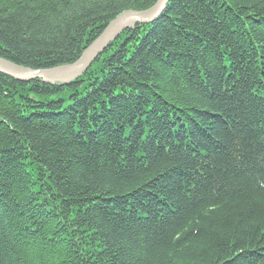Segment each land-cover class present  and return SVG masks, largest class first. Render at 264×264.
<instances>
[{
  "label": "trees",
  "instance_id": "trees-1",
  "mask_svg": "<svg viewBox=\"0 0 264 264\" xmlns=\"http://www.w3.org/2000/svg\"><path fill=\"white\" fill-rule=\"evenodd\" d=\"M155 2L0 0V58L72 64ZM0 264H264V0H169L69 82L0 74Z\"/></svg>",
  "mask_w": 264,
  "mask_h": 264
},
{
  "label": "water",
  "instance_id": "water-1",
  "mask_svg": "<svg viewBox=\"0 0 264 264\" xmlns=\"http://www.w3.org/2000/svg\"><path fill=\"white\" fill-rule=\"evenodd\" d=\"M169 0H156L149 9L144 11H125L111 20L104 31L72 64L62 65L51 70H33L17 66L0 58V74L18 82H29L42 79L49 84L63 83L81 77L92 63L105 51L117 37L137 24H149L155 21L165 10Z\"/></svg>",
  "mask_w": 264,
  "mask_h": 264
},
{
  "label": "bare ground",
  "instance_id": "bare-ground-1",
  "mask_svg": "<svg viewBox=\"0 0 264 264\" xmlns=\"http://www.w3.org/2000/svg\"><path fill=\"white\" fill-rule=\"evenodd\" d=\"M154 4H155V3H154ZM128 11L139 12V10H128ZM153 22H154V21H153ZM153 22H152V23H153ZM152 23L144 24L143 26L151 25ZM138 25H142V24H137V25H135L134 27H136V26H138ZM134 27H133V28H134ZM105 28H106V27H104V29H105ZM133 28H131V29H133ZM104 29H103V31H104ZM127 30H130V29H127ZM103 31H102V32H103ZM125 31H126V30H125ZM102 32H101V33H102ZM121 34H122V33H121ZM121 34H120V35H121ZM120 35H119V36H120ZM119 36H118V37H119ZM118 37H117V38H118ZM115 40H116V39H115ZM115 40H114V41H115ZM114 41H113V42H114ZM113 42H112V43H113ZM57 67H59V66L52 67V68H46V69H36V70H51V69H55V68H57ZM34 81H35V80H34ZM39 81L43 82L42 79H39ZM29 82H32V81H29ZM25 83H28V82H25ZM44 83H46V82H44ZM254 96H255V95H254ZM255 97H257V96H255Z\"/></svg>",
  "mask_w": 264,
  "mask_h": 264
}]
</instances>
